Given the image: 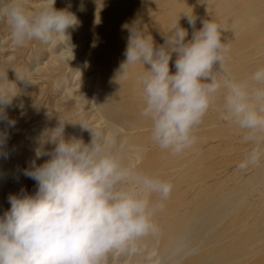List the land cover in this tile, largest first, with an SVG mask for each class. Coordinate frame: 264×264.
Masks as SVG:
<instances>
[{"label": "clouds", "instance_id": "1", "mask_svg": "<svg viewBox=\"0 0 264 264\" xmlns=\"http://www.w3.org/2000/svg\"><path fill=\"white\" fill-rule=\"evenodd\" d=\"M55 4L42 0V6L32 10L24 0H0V21L10 28L13 44H49L66 36L77 19L70 4L59 10ZM185 16L194 29L190 39L179 23L161 45L151 34L132 29L118 77L126 79L133 66H145L137 75L144 101L141 116L151 122V141L173 156L196 145L197 129L222 97L217 109L221 119L254 145L237 167L256 165L264 156V146L258 143L264 134V66L247 79L231 76L226 69L231 42L222 40V26L211 17L195 30L197 18ZM173 56L175 72L170 68ZM16 73L31 84L29 73ZM15 95L0 91V104H10ZM0 122L8 128L16 124L2 108ZM66 124L60 120L47 134L24 172L36 182L35 193L21 189L8 197L10 209L0 216V264H107L110 252L158 232L155 216L171 197L173 183L126 160L122 147L85 123L80 124L90 132L89 143L66 138ZM8 138V132L0 130V144ZM47 143L54 145L51 151L43 147ZM44 156L49 159L37 164Z\"/></svg>", "mask_w": 264, "mask_h": 264}, {"label": "bare ground", "instance_id": "2", "mask_svg": "<svg viewBox=\"0 0 264 264\" xmlns=\"http://www.w3.org/2000/svg\"><path fill=\"white\" fill-rule=\"evenodd\" d=\"M199 2L70 1L69 11L75 15L82 36L103 65L95 91L104 118L99 127L106 125L115 133L117 126L122 125L136 145L156 147L150 139L151 122L141 116L144 101L137 75L145 70V66H133L127 80L119 79L116 74L126 59L124 52L132 29L151 34L155 43L161 45L164 35L175 27L173 24L169 28L173 22L186 29L188 38H191L194 29L185 15L197 18L195 30L202 28V21L212 17L225 30L222 40L231 42L229 59L226 60V69L231 76L247 79L258 67L264 66V0H220L216 11H212L205 0ZM198 5H203L205 14ZM174 61L175 56L170 63L173 72ZM118 95L137 100L121 101ZM221 105L222 97L217 99L214 108ZM212 115L207 113L195 133L196 145L183 154L173 156L168 151L158 154L140 151L142 154L138 159H143L142 169L159 162L162 179H170L166 174V169L170 168L179 169L180 175L173 183L172 192L178 197L169 198L163 210L155 216L161 229L147 237V244L152 248L151 253L159 252L160 259L172 264H264V156L256 165L249 166L250 174L242 180H239L238 172L219 178L215 162L210 170L204 167V162L213 157L214 149L195 152V148L209 140L229 141L233 136L237 142L243 141L244 135L230 122L223 121L219 125L221 112ZM205 127L207 130L201 134L200 130ZM246 143L254 146L251 142ZM258 143L264 146V134L259 135ZM183 185L191 190L199 189L185 205L183 200L187 196Z\"/></svg>", "mask_w": 264, "mask_h": 264}, {"label": "rangeland", "instance_id": "3", "mask_svg": "<svg viewBox=\"0 0 264 264\" xmlns=\"http://www.w3.org/2000/svg\"><path fill=\"white\" fill-rule=\"evenodd\" d=\"M70 1L72 0H56L55 7L58 10L68 8ZM205 1L212 11H216L220 3V0ZM24 3L32 10H38L42 6V0H24ZM198 7L201 13L205 14L203 5ZM78 24L69 28L66 36L56 37L49 44L32 40L18 47L13 44L7 23L0 21V91L7 89L16 94L10 104H0V108L4 109L8 117L16 122L15 127L12 128L0 122V130H5L9 134L7 141L0 144V216L10 209L9 195L19 194L21 189L28 194H34L37 190L36 182L24 172L35 159V150L41 146L47 134L59 125L60 120L68 122L65 125L66 138H82L85 143H89L90 132L83 130L80 124L85 123L90 128L107 135L117 147H122L124 158L140 169L143 164V159H138L142 154L140 151L148 152L147 154L164 151L157 145H155L157 148L136 145L130 132L122 125L117 126L118 130L115 133L110 132L112 129L109 131L106 125L102 126L104 129L99 127L101 119L104 118L98 108L95 91L98 86V73L103 65L94 55V49L90 47L87 39L82 36ZM173 24L176 25V22H173L169 28H172ZM16 72L29 73L31 84L19 80ZM118 73L116 72L117 75ZM119 79L127 80L122 77ZM128 86L131 87L132 83L129 82ZM118 97L122 98L121 101L137 100L125 99L124 95ZM215 109H211L208 113L215 115L220 112L218 108ZM223 121L219 120L218 124L222 125ZM206 130V127L204 130L201 129V134ZM235 139L233 136L229 141L209 140L195 148V152L214 149L213 157L205 161L206 164L203 166L210 170L215 162L219 178L238 172V176H241L238 178L242 180V177L250 174L249 166L240 170L237 165L253 146L243 141L237 142ZM43 147L51 151L54 145L47 143L43 144ZM47 159L49 157L44 156L36 160V163L43 164ZM143 170L158 173L160 176L163 174L159 162L151 163ZM166 174L170 176L169 180L172 183L180 177L179 169H166ZM183 187L187 196L183 200L185 205L199 189L191 190L186 185ZM176 197L178 195L174 194L170 199ZM158 228L161 229L160 226ZM148 236L125 250L110 252L106 257L107 264H172L160 259L159 252L156 251L154 254L150 252L152 248L147 244Z\"/></svg>", "mask_w": 264, "mask_h": 264}]
</instances>
